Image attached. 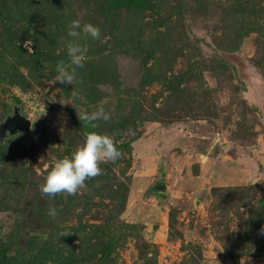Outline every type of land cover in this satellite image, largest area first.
Returning a JSON list of instances; mask_svg holds the SVG:
<instances>
[{
    "label": "rangeland",
    "instance_id": "rangeland-1",
    "mask_svg": "<svg viewBox=\"0 0 264 264\" xmlns=\"http://www.w3.org/2000/svg\"><path fill=\"white\" fill-rule=\"evenodd\" d=\"M134 1L0 0V264H264V0ZM75 19L101 40L65 85ZM91 131L122 157L42 194Z\"/></svg>",
    "mask_w": 264,
    "mask_h": 264
},
{
    "label": "clouds",
    "instance_id": "clouds-1",
    "mask_svg": "<svg viewBox=\"0 0 264 264\" xmlns=\"http://www.w3.org/2000/svg\"><path fill=\"white\" fill-rule=\"evenodd\" d=\"M82 33L91 36L94 40H101V32L97 26L91 23L81 26L79 19L72 20L67 32V35L73 38L67 45L69 60L67 63L61 60L57 64L55 82L74 85L77 69L84 67L87 48L79 43ZM104 40H107V37H104ZM30 43L28 41L25 47H28ZM28 51H32V49L29 48ZM72 94L74 97L79 95L74 89ZM78 118L85 127L94 129L98 127L96 121H108L111 117L103 107H100L91 113L80 111ZM121 157L122 152L113 138L95 131L88 132L82 145L78 146L70 156L59 159L51 167L45 182L40 185V191L49 198L58 194H66L65 198L74 196L86 187V180L102 175L100 167L102 163H114ZM48 215L56 216L58 212L55 208H49ZM260 233L264 235V227L261 228Z\"/></svg>",
    "mask_w": 264,
    "mask_h": 264
},
{
    "label": "water",
    "instance_id": "water-1",
    "mask_svg": "<svg viewBox=\"0 0 264 264\" xmlns=\"http://www.w3.org/2000/svg\"><path fill=\"white\" fill-rule=\"evenodd\" d=\"M28 128L29 121L15 112V115L10 119L8 129L14 131L15 129L27 130Z\"/></svg>",
    "mask_w": 264,
    "mask_h": 264
},
{
    "label": "trees",
    "instance_id": "trees-1",
    "mask_svg": "<svg viewBox=\"0 0 264 264\" xmlns=\"http://www.w3.org/2000/svg\"><path fill=\"white\" fill-rule=\"evenodd\" d=\"M111 1H113V2H115L116 3V5H118V6H121L122 5V3L121 2H119V0H111ZM145 0H137V1H134L133 2V4L132 3H130V2H124V4L126 5V6H130V5H136V6H144L145 5Z\"/></svg>",
    "mask_w": 264,
    "mask_h": 264
}]
</instances>
